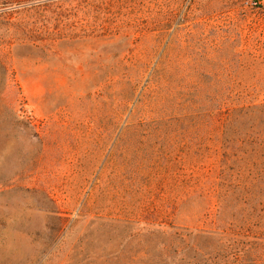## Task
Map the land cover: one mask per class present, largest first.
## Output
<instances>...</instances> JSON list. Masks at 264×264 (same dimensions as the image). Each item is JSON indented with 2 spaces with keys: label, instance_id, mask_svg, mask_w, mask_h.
Here are the masks:
<instances>
[{
  "label": "rangeland",
  "instance_id": "374dc122",
  "mask_svg": "<svg viewBox=\"0 0 264 264\" xmlns=\"http://www.w3.org/2000/svg\"><path fill=\"white\" fill-rule=\"evenodd\" d=\"M261 6L0 0V264H139L157 225L202 209L188 198L212 171L218 126L169 114L146 138L141 94L164 63L189 79L238 75Z\"/></svg>",
  "mask_w": 264,
  "mask_h": 264
},
{
  "label": "trees",
  "instance_id": "16d2710c",
  "mask_svg": "<svg viewBox=\"0 0 264 264\" xmlns=\"http://www.w3.org/2000/svg\"><path fill=\"white\" fill-rule=\"evenodd\" d=\"M258 8L264 18V6ZM250 42L247 57L238 62V75L227 76L223 83L189 79L180 73L184 64L170 63L157 67L156 75L145 81L142 109L155 114L140 122L146 138L148 129L157 131L168 122L169 114L180 121L216 125L219 130L215 160L208 159L212 171L203 175L199 198L192 193L188 198L203 201V208L188 215L185 224L157 225L155 251H142L132 262L264 264V22L254 21ZM220 85L233 89H211ZM22 117L33 127L28 114ZM95 256H90V264L112 261Z\"/></svg>",
  "mask_w": 264,
  "mask_h": 264
}]
</instances>
